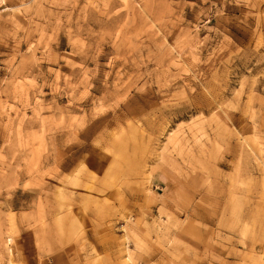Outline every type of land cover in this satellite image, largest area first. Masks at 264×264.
Listing matches in <instances>:
<instances>
[{"label":"rangeland","instance_id":"obj_1","mask_svg":"<svg viewBox=\"0 0 264 264\" xmlns=\"http://www.w3.org/2000/svg\"><path fill=\"white\" fill-rule=\"evenodd\" d=\"M0 264H264V0H0Z\"/></svg>","mask_w":264,"mask_h":264},{"label":"crops","instance_id":"obj_2","mask_svg":"<svg viewBox=\"0 0 264 264\" xmlns=\"http://www.w3.org/2000/svg\"><path fill=\"white\" fill-rule=\"evenodd\" d=\"M228 261H231V259H228Z\"/></svg>","mask_w":264,"mask_h":264}]
</instances>
